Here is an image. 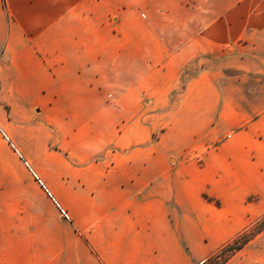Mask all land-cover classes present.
<instances>
[{"label":"crops","instance_id":"0c3cea01","mask_svg":"<svg viewBox=\"0 0 264 264\" xmlns=\"http://www.w3.org/2000/svg\"><path fill=\"white\" fill-rule=\"evenodd\" d=\"M226 70L264 75V0H0V264H200L263 217Z\"/></svg>","mask_w":264,"mask_h":264},{"label":"trees","instance_id":"16d2710c","mask_svg":"<svg viewBox=\"0 0 264 264\" xmlns=\"http://www.w3.org/2000/svg\"><path fill=\"white\" fill-rule=\"evenodd\" d=\"M264 229V216L256 222L250 224L245 230L239 233L233 240L222 246L216 253L201 262L200 264H209L213 259H216L217 264H225L231 255L240 250L244 244L254 235Z\"/></svg>","mask_w":264,"mask_h":264},{"label":"rangeland","instance_id":"374dc122","mask_svg":"<svg viewBox=\"0 0 264 264\" xmlns=\"http://www.w3.org/2000/svg\"><path fill=\"white\" fill-rule=\"evenodd\" d=\"M192 63L193 64L195 63V65H196L197 64V60L193 61ZM196 69H197V67H196ZM224 75L233 76V77H237V78L243 79L244 80V88L251 95H257L259 88L260 87H264V75L257 76V75H251V74H241L239 72L232 71V70L224 71ZM209 264H217L216 259L211 260L209 262Z\"/></svg>","mask_w":264,"mask_h":264},{"label":"built area","instance_id":"2783aa9c","mask_svg":"<svg viewBox=\"0 0 264 264\" xmlns=\"http://www.w3.org/2000/svg\"><path fill=\"white\" fill-rule=\"evenodd\" d=\"M0 133H1V135H2L4 138H6L5 134L3 133V131H2L1 129H0ZM38 183H39V185L42 187V189H43L44 191H46V190H45V187L42 185V183H41V182H38ZM60 214H61L62 217L67 218V213H66L65 211L61 210V209H60Z\"/></svg>","mask_w":264,"mask_h":264}]
</instances>
